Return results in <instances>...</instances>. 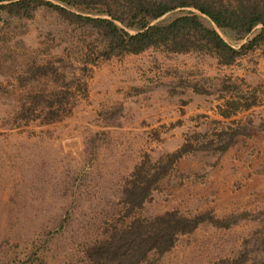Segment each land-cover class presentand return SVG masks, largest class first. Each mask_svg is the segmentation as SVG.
Wrapping results in <instances>:
<instances>
[{"label": "rangeland", "instance_id": "rangeland-1", "mask_svg": "<svg viewBox=\"0 0 264 264\" xmlns=\"http://www.w3.org/2000/svg\"><path fill=\"white\" fill-rule=\"evenodd\" d=\"M258 26L240 38L218 31L237 47ZM95 43L89 26L45 6L28 16L0 11V264H90L86 246L133 217L165 210L243 216L225 226L201 221L139 264L262 263L264 44L230 63L153 46L98 56L80 69L78 59L93 56ZM57 57L63 66L51 77L60 82L64 73L82 83L72 88L68 109L49 122L28 116L13 125L19 76L39 77L34 64L58 65ZM244 98L255 102L243 109ZM235 103V112L221 113ZM247 118L248 133L223 151L213 148L226 127ZM182 143L189 148L167 162ZM165 163L141 202L124 190Z\"/></svg>", "mask_w": 264, "mask_h": 264}, {"label": "trees", "instance_id": "trees-1", "mask_svg": "<svg viewBox=\"0 0 264 264\" xmlns=\"http://www.w3.org/2000/svg\"><path fill=\"white\" fill-rule=\"evenodd\" d=\"M40 5L69 21L89 26L94 31L96 51L91 57L82 56L78 59L81 62L80 69L86 68L87 60L93 61L98 56L138 52L153 46L168 51H197L214 56L219 63H230L245 50L264 44V0H0V11L8 15L28 16ZM173 8L182 11L159 18ZM257 24L258 30L237 47L228 43L218 31L230 30L240 38ZM132 26H135L133 32L125 28ZM56 59L60 63L54 66L50 60L34 64L39 77L35 74L29 78L19 76L20 94L12 103L15 112L11 118L14 120L13 125L18 124L15 118L28 116L37 118L39 122H49L68 109L72 88H80L82 83L78 77H67L64 73H61L60 82L53 79V69L63 66L62 58ZM254 102V99L244 98L239 105L245 109ZM235 108L236 103L231 110H222L221 113L227 116L235 112ZM251 127L249 118L234 122L222 132L226 135L225 139L213 148L223 151L236 135L248 133ZM189 146L182 143L166 154L167 162ZM165 169L166 163L160 164L158 171L141 177L142 183L139 179H133L124 190L130 197L136 193V202H141L150 184ZM242 216V213L215 216L209 210L184 215L176 210H165L150 217H133L99 241L86 246L84 255L90 264H139L149 252L160 254L168 249L178 233L190 231L201 221L225 226ZM261 264H264L263 258Z\"/></svg>", "mask_w": 264, "mask_h": 264}]
</instances>
